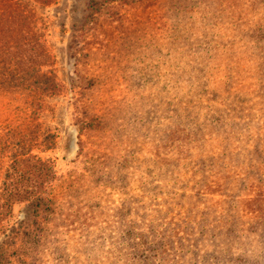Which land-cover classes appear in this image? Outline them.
I'll return each instance as SVG.
<instances>
[{"label":"rangeland","instance_id":"rangeland-1","mask_svg":"<svg viewBox=\"0 0 264 264\" xmlns=\"http://www.w3.org/2000/svg\"><path fill=\"white\" fill-rule=\"evenodd\" d=\"M5 1L1 264H264V0Z\"/></svg>","mask_w":264,"mask_h":264},{"label":"trees","instance_id":"trees-1","mask_svg":"<svg viewBox=\"0 0 264 264\" xmlns=\"http://www.w3.org/2000/svg\"><path fill=\"white\" fill-rule=\"evenodd\" d=\"M107 1H110V0H107ZM2 3V1H1ZM249 3V2H248ZM6 9L8 8V6L11 8L10 11L4 9V11H0V19L2 18L1 21L7 19V18H12V16L15 18L16 15H14V12L16 10V8H14L15 6L13 4H7L6 1L4 3ZM8 5V6H7ZM249 5H253L252 3H249ZM4 18V19H3ZM4 22V21H3ZM257 28L255 29V37H256V41L259 42V43H262L264 42V21L263 22H259L257 23ZM4 38H1V40H3L4 43H11L13 44L14 46H17L19 43H20V39H18L16 36L12 35L11 34V37H7L6 41H4ZM262 46H264V44H261ZM42 55H44V53H42ZM21 58V56H19ZM6 60L3 58V55L0 53V65H4V68H6L4 70V74H3V78H13V77H16L18 75H27L28 73V70L24 69V73L22 72H19V71H16L15 69H10L9 66H5L7 63L13 61V57H11L10 54H7L6 53V56H5ZM264 60V59H263ZM24 77V76H22ZM2 81V80H1ZM1 83H5V80ZM192 134V133H190ZM30 158H26V160H29ZM23 162H25L24 158H21V157H18L16 156L14 158V161H13V165H12V168H15V166H18V165H21L23 164ZM36 162L38 163L39 167H41L42 169H46L49 174L48 175H45L43 177H41L39 179V182L37 184V188L39 189L38 193L43 189V185L46 183V181H48L51 177L52 179H54V172H53V168L45 163L44 161H42L41 159H38L36 160ZM10 174H6V177H5V180H7L9 178ZM4 185V189L5 190L6 188L10 191V192H13V190H18L15 186V184L12 182V183H8L7 184V181L3 183ZM24 193H14V195L16 196V198L14 200H17V201H23L24 200V197L28 194V191L24 190L23 191ZM186 191H184V193L182 194L183 196H185ZM196 193H205L204 192V189L203 187H198ZM29 194H32V192H29ZM49 202H52V201H49L48 199L46 198H43V197H37L34 201H33V207H35V212L38 211V209H41V211L43 212H46V211H49L51 210V206L49 205ZM158 233L157 231L155 230L154 227H149L148 229V232H145L143 230H136L135 229V232H134V238H135V242H134V246H133V250L135 252V255L140 258V259H147L149 256H153V255H156L158 253V249H162L164 247V243L162 244V246H160L159 244L162 243L163 241L161 239H159L157 237ZM28 240L30 242H35V239L33 238V236H28ZM157 245V246H156ZM1 249V247H0ZM1 254V253H0ZM1 261V259H0ZM25 263V262H24ZM1 264V262H0Z\"/></svg>","mask_w":264,"mask_h":264}]
</instances>
